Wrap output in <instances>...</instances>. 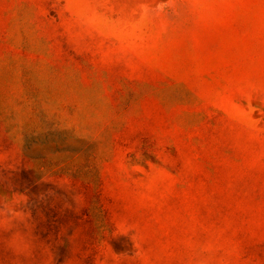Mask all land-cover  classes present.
<instances>
[{
  "label": "rangeland",
  "instance_id": "374dc122",
  "mask_svg": "<svg viewBox=\"0 0 264 264\" xmlns=\"http://www.w3.org/2000/svg\"><path fill=\"white\" fill-rule=\"evenodd\" d=\"M0 264H264V0H0Z\"/></svg>",
  "mask_w": 264,
  "mask_h": 264
}]
</instances>
